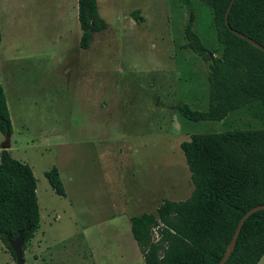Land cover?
Wrapping results in <instances>:
<instances>
[{
	"label": "rangeland",
	"instance_id": "obj_1",
	"mask_svg": "<svg viewBox=\"0 0 264 264\" xmlns=\"http://www.w3.org/2000/svg\"><path fill=\"white\" fill-rule=\"evenodd\" d=\"M96 8L104 28L80 49L76 0H0L11 129L0 150L31 169L39 210L24 264H143L129 218L185 200L192 185L179 144L224 129L176 112L207 107V65L180 48L190 12L202 45L214 57L223 49L202 0H98ZM52 167L64 197L44 178ZM0 264H15L1 243Z\"/></svg>",
	"mask_w": 264,
	"mask_h": 264
},
{
	"label": "trees",
	"instance_id": "obj_2",
	"mask_svg": "<svg viewBox=\"0 0 264 264\" xmlns=\"http://www.w3.org/2000/svg\"><path fill=\"white\" fill-rule=\"evenodd\" d=\"M98 0H76L80 49L88 47L92 33L102 31ZM230 0H202L212 11L216 40L223 47L212 56L192 30L190 12L183 26L184 44L207 65V107L204 111L179 104L176 112L189 122H218L229 111L249 106L264 121V52L233 35L223 15ZM135 20L136 12L130 13ZM227 24L264 50V0H234ZM11 132L0 85V134ZM192 190L183 201L164 200L155 214L129 219L130 233L143 264H217L226 252L235 225L248 209L264 204V128L191 134L179 144ZM52 192L64 197L57 170L44 172ZM35 179L28 165L0 150V243L14 261L8 239L21 232L22 252L39 223ZM159 239L151 230L158 227ZM264 255V210L242 224L234 248L224 264H257Z\"/></svg>",
	"mask_w": 264,
	"mask_h": 264
},
{
	"label": "water",
	"instance_id": "obj_3",
	"mask_svg": "<svg viewBox=\"0 0 264 264\" xmlns=\"http://www.w3.org/2000/svg\"><path fill=\"white\" fill-rule=\"evenodd\" d=\"M234 0H230L229 3L227 4L226 8H225V11H224V15H223V22H224V25L226 26V28L233 34L235 35L236 37L240 38V39H243L245 40L247 43L251 44L252 46L256 47L257 49L261 50L264 52L263 48L261 46H259L257 43L253 42L251 39L243 36L242 34L234 31V30H231L227 24V16H228V13L230 11V8L233 4ZM259 210H264V204L263 205H257V206H254L250 209H248L246 212H244L242 214V216H240V218L238 219L236 225H235V228H234V231L230 237V240L228 242V245H227V249H226V252L221 256V258L219 259V261L217 262V264H224L228 258V256L230 255V253L232 252L233 248H234V244H235V240L237 238V235L240 231V228L243 224V222L253 213L259 211ZM8 239V245L12 251V253L14 254V263L15 264H24L23 262V257H22V244H23V241H22V236H21V232L18 233L17 237L13 240H9Z\"/></svg>",
	"mask_w": 264,
	"mask_h": 264
},
{
	"label": "crops",
	"instance_id": "obj_4",
	"mask_svg": "<svg viewBox=\"0 0 264 264\" xmlns=\"http://www.w3.org/2000/svg\"><path fill=\"white\" fill-rule=\"evenodd\" d=\"M7 61H8L9 72L11 74V59L8 58ZM247 107L248 106H243L241 108L231 110V111H229L227 113V115L221 121H218V122H221V124L223 125L222 126V127H224L223 131H228V130L263 129L264 128V121L261 120V119L254 118L253 115H252L251 110H249ZM197 123H209V121H202V122H197ZM212 123H214V122H212ZM223 131H221V132H223ZM146 214H148V213H146ZM152 214H155V213H152ZM129 230H130V228H129ZM130 235H131V233H130ZM139 256H140V258L142 260V257L140 255V253H139ZM142 263H143V261H142Z\"/></svg>",
	"mask_w": 264,
	"mask_h": 264
},
{
	"label": "built area",
	"instance_id": "obj_5",
	"mask_svg": "<svg viewBox=\"0 0 264 264\" xmlns=\"http://www.w3.org/2000/svg\"><path fill=\"white\" fill-rule=\"evenodd\" d=\"M152 231H154V230L152 229L151 232H152ZM152 240H153V242H156L158 239H157V240H154V238H152Z\"/></svg>",
	"mask_w": 264,
	"mask_h": 264
}]
</instances>
